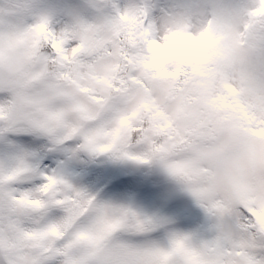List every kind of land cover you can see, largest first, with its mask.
<instances>
[{
  "label": "rangeland",
  "instance_id": "374dc122",
  "mask_svg": "<svg viewBox=\"0 0 264 264\" xmlns=\"http://www.w3.org/2000/svg\"><path fill=\"white\" fill-rule=\"evenodd\" d=\"M0 11L8 14L10 6L0 3ZM123 30L132 43L140 31L147 45L145 58L134 57L138 64L132 63V57L127 60L122 53L108 52L106 38L90 26L60 38H52L47 28L44 33L42 24L6 29L0 34V120L9 119L23 130L52 139L81 137L80 147L109 162L83 169L79 186L100 201L170 215L172 227L185 231L202 223L204 215L208 235L202 245L210 247L211 264L243 260L247 225L241 222L242 211L251 214V227L264 232V45L259 38L242 37L226 23L211 21L199 36L192 37L178 27L162 42L150 40V33L140 30L135 19H127ZM50 38L55 57L39 50L41 41ZM68 39H79L80 43L65 51L62 45ZM184 55L189 58L184 59ZM196 57L199 69L207 67L204 80L208 90L202 86L203 71H198L188 89L196 99L187 100L186 105L189 92L179 96L176 80L180 70L188 68ZM50 58H57L69 70L77 69L74 77L69 76V83H60L59 77L57 82L50 79L46 72ZM122 78L138 80L122 89ZM222 94L226 98L222 99ZM228 97L247 120V127L226 121V113L233 112ZM146 107L158 111L154 118L159 130L148 129L141 142L131 144L132 128L140 126ZM197 124L203 126L202 135L207 140L187 144L189 128ZM173 128L175 133L171 132L162 143V151L156 153L152 145L157 132ZM183 141L185 147L180 144ZM177 145L180 152L173 153ZM183 148L188 151L182 152ZM135 168L154 177L167 195L175 197V203L162 206L159 199L149 197L131 182L107 179L114 172L128 173ZM208 170V179L197 180V172L206 175ZM180 172L191 177L188 183L178 182ZM181 205L190 206L191 213H177ZM112 230L114 225L106 224L103 232ZM120 246L118 240L113 241L114 248ZM185 255L189 264H202L199 255Z\"/></svg>",
  "mask_w": 264,
  "mask_h": 264
},
{
  "label": "snow or ice",
  "instance_id": "6c2138e0",
  "mask_svg": "<svg viewBox=\"0 0 264 264\" xmlns=\"http://www.w3.org/2000/svg\"><path fill=\"white\" fill-rule=\"evenodd\" d=\"M3 2L10 12L0 11V34L13 25L30 29L42 24L52 38H60L90 26L106 38L105 48L113 55L149 54L144 40L132 43L126 38L123 25L129 18L139 21L140 30L149 32V39L156 42L178 27L199 36L211 21L226 23L242 37L259 38L264 45V0ZM52 43L51 38L42 41L41 50L55 57ZM79 43V39H68L62 47L67 51ZM82 143L81 137L52 139L23 130L9 119L0 120V264H189L186 252L199 255L202 264H211L210 247L202 245L208 235L204 215L202 223L185 231L172 227L170 215L100 201L79 186L83 169L107 161L80 147ZM107 179L131 182L162 206L175 203V197L167 195L154 177L137 168L114 172ZM191 211L190 206L176 208L180 214ZM240 219L247 225L244 259L233 258L229 264H264V232L251 227L250 213L242 211ZM106 224H113L114 230L104 233ZM114 240L119 241V249L113 247Z\"/></svg>",
  "mask_w": 264,
  "mask_h": 264
},
{
  "label": "trees",
  "instance_id": "16d2710c",
  "mask_svg": "<svg viewBox=\"0 0 264 264\" xmlns=\"http://www.w3.org/2000/svg\"><path fill=\"white\" fill-rule=\"evenodd\" d=\"M137 37L141 39L140 31L134 37V41L137 39ZM39 47H41V46H39ZM39 50H41V49L39 48ZM125 57L128 60L129 56L125 55ZM138 57L141 58L142 56H138ZM143 57L145 58L146 55H143ZM183 58L187 59L189 57L184 55ZM165 60H166V58H165ZM132 63H137L138 64V60L135 59L134 57H132ZM199 63H200V59L196 57V59L193 60L190 63V66L188 68H186V65H184L182 68H186V69H184V71L180 70V73H179L178 78L176 80L178 82L177 87H179V88L175 89V92L178 90L177 93L179 94V96L182 93H184L185 91L189 92V95H187L185 97V99H184V102H185L186 105L188 104L187 100L192 102V100L196 99L195 96L193 95V93L190 92L188 89H189V87H191L193 85V82L197 79V77H198L197 72L198 71H203V79L201 78L202 86H203V88L206 91L208 90V87H207V85L205 83V80H204V77L207 74V70H206L207 67L204 66L203 68L199 69ZM75 66H76V62H73L71 67L74 68ZM76 70H77L76 68L73 71L69 70L67 67L64 66V64H61L57 60V58L48 59V67H47L46 72L48 73V76H50V79H54V82H57V80L59 81V78H60V83L66 82L65 78L67 76H71V77L73 76L74 77L77 74ZM119 75L121 76L120 73H119ZM137 80L138 79H136V80L130 79L129 80L128 78H122L120 80V86L122 87V89H127L128 82L132 81V83H135ZM111 87L114 90V87L113 86H111ZM221 96H222V99H223L224 95L222 94ZM227 101H229L230 108H231V110L233 112H230V110H229L228 111L229 113H226V121H228V122H238L237 124L239 126L246 127V120L243 118V116H241L238 113L236 106L233 104V102H231V98L227 99ZM222 105L223 104H219L218 107H222ZM142 113H143V116L140 118V123H139L140 126L132 128L133 130L131 132V140H130L131 144H135L137 142H141V140L144 138V135H145V133L147 132L148 129L159 130L158 125L155 122V118H154L156 116V114L158 113V111L157 110H153V111L149 112V111H146V109H144L142 111ZM194 127H190L189 128L190 129L189 140H188L187 136L185 137V138H187L186 139L187 144H190L192 141H193V144L194 143H203V142H205V140H207V138H204L203 135H202L203 132H204L203 126L202 125L199 126V124H197ZM172 131H174L173 133H175V129L174 128H173V130H163L161 132H157L156 137L153 140V145H152V147H153V149L155 150L156 153L162 151V149H163L162 148V143L164 141H166V138L169 137V135H171ZM180 144L182 146H184L183 145L184 141H183V143H180ZM179 146L180 145L175 146V148L177 150L173 151V153L180 152V147ZM187 151H188L187 148H183L182 149V152H187ZM197 176H198L197 180L204 181V180H206V179H208L210 177V172L208 170L206 175L205 174L202 175V173L197 172ZM189 179H191V177H189V176L185 177L184 175H182L181 172L178 174V182L181 183V184L188 183Z\"/></svg>",
  "mask_w": 264,
  "mask_h": 264
}]
</instances>
